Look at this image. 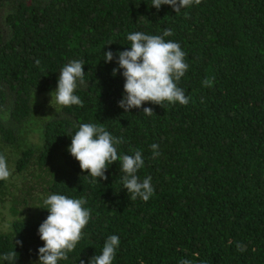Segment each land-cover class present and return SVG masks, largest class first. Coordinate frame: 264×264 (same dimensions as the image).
Returning a JSON list of instances; mask_svg holds the SVG:
<instances>
[{"label": "trees", "instance_id": "16d2710c", "mask_svg": "<svg viewBox=\"0 0 264 264\" xmlns=\"http://www.w3.org/2000/svg\"><path fill=\"white\" fill-rule=\"evenodd\" d=\"M165 29L186 53L177 86L192 99L125 111L123 69L113 76L106 51ZM71 60L85 61L74 93L84 106L51 105ZM82 123L122 138L120 156L142 152L137 175L155 189L147 202L131 201L120 161L106 181L81 169L68 149ZM0 154L12 172L0 180V264L14 250L16 264H38L52 194L84 198L91 212L58 264H90L111 235L120 238L113 264H264V0H202L180 13L152 0H0Z\"/></svg>", "mask_w": 264, "mask_h": 264}, {"label": "clouds", "instance_id": "9594fccd", "mask_svg": "<svg viewBox=\"0 0 264 264\" xmlns=\"http://www.w3.org/2000/svg\"><path fill=\"white\" fill-rule=\"evenodd\" d=\"M202 0H152V6L157 10L162 5H170L176 13L182 9L199 5ZM185 17L188 14L185 13ZM171 29H165L163 35H148L142 32L130 33L127 36L131 42L130 50L126 49L118 53L106 51V62H112L114 58L118 68L113 69L116 76L123 69L125 78L124 96L118 102L125 111L141 108L145 102L161 105L164 102L170 104L179 102L188 105L191 96L185 94V90L177 86V82L185 75L189 65L185 62L186 53L181 50L177 42L165 41L164 37L172 36ZM37 59L35 64L40 65ZM84 60H71L59 71L57 87L50 93L51 105L53 101L61 106H84L83 101L75 95L80 85H85ZM214 77L203 81L204 87L214 84ZM57 110V109H56ZM146 116L153 115L154 109L144 107ZM72 136V142L68 149L71 155L79 161L83 171L90 177L107 180L105 174L107 168L114 162L120 161L123 188L130 194L131 201L137 198L147 202L155 193L152 185V177L148 176L142 181L137 172L144 167L145 161L140 150H135L134 155H118L117 145L123 143L122 138L114 137L102 124L82 123L78 131ZM153 158L161 155L159 145H151ZM12 172L6 157L0 154V180H8ZM87 201L84 198H69L61 194H52L44 200V205L49 215L39 226L40 239L44 246L38 249V264H58V261L67 260L68 253L72 252L79 241L84 237V229L91 219L90 209L84 207ZM22 241L15 240V245L22 246ZM120 245V238L111 235L104 243L102 254L91 258L90 264H113L116 251ZM239 248V245H238ZM17 252L11 251L3 255L2 259L16 264ZM80 264L85 261L80 260ZM180 264H193L189 259H182ZM204 264V262H201Z\"/></svg>", "mask_w": 264, "mask_h": 264}, {"label": "rangeland", "instance_id": "374dc122", "mask_svg": "<svg viewBox=\"0 0 264 264\" xmlns=\"http://www.w3.org/2000/svg\"><path fill=\"white\" fill-rule=\"evenodd\" d=\"M2 227H0V229H1Z\"/></svg>", "mask_w": 264, "mask_h": 264}]
</instances>
